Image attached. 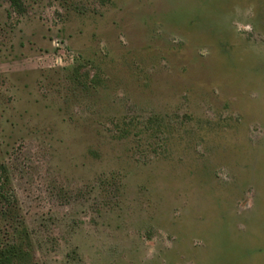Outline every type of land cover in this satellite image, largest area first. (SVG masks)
Wrapping results in <instances>:
<instances>
[{
    "label": "rangeland",
    "instance_id": "rangeland-1",
    "mask_svg": "<svg viewBox=\"0 0 264 264\" xmlns=\"http://www.w3.org/2000/svg\"><path fill=\"white\" fill-rule=\"evenodd\" d=\"M23 2L0 225L31 264H264V0Z\"/></svg>",
    "mask_w": 264,
    "mask_h": 264
},
{
    "label": "trees",
    "instance_id": "trees-1",
    "mask_svg": "<svg viewBox=\"0 0 264 264\" xmlns=\"http://www.w3.org/2000/svg\"><path fill=\"white\" fill-rule=\"evenodd\" d=\"M10 7L17 14H22L25 11L23 0H7ZM104 1V0H101ZM5 167L0 163V199L8 200V195L5 190L7 177L4 174ZM8 197V198H7ZM9 204V203H8ZM9 210L7 205L1 206V218L8 217ZM11 231L2 232L0 225V264H31V241L24 226L15 225L14 221L9 224Z\"/></svg>",
    "mask_w": 264,
    "mask_h": 264
}]
</instances>
